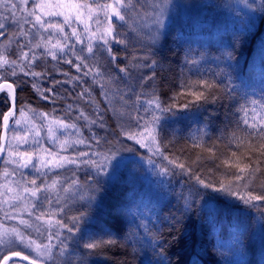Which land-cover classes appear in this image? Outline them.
Returning a JSON list of instances; mask_svg holds the SVG:
<instances>
[{
	"label": "trees",
	"instance_id": "trees-1",
	"mask_svg": "<svg viewBox=\"0 0 264 264\" xmlns=\"http://www.w3.org/2000/svg\"><path fill=\"white\" fill-rule=\"evenodd\" d=\"M145 1L142 0V3L146 12L149 3ZM260 12L259 16H252L233 7L229 23L212 37L211 30L205 26L208 15H200V28L197 25L198 14L185 17L181 9L173 4L168 23L157 43H151L138 25L144 39L129 32L130 45L127 49L113 45L118 52L120 66L129 63L133 55L147 56L148 59L143 61L146 64L156 61L154 68L132 69V79L115 82L127 92L126 99L130 98L126 113L137 115V94L155 92L159 95L165 107L171 106V111L159 112L163 113V117L157 121L154 130L161 150L165 156L178 159L190 167L195 175L214 187H219L221 182L227 184L232 181L235 190L237 168L232 166L236 162L233 152L243 156V163L252 167L259 156L255 152L248 156L246 148L237 149L231 138L233 133L243 135L241 129L244 126L240 124L237 128L243 115L238 111L240 105L264 98V12ZM136 40L139 43L133 42ZM68 58L75 62L70 54ZM58 66V76L50 80L51 84L53 81L68 80L64 72L76 74V69L69 64L60 61ZM153 72L154 79L141 87L138 78L151 76ZM220 72L231 76L235 89L231 98L221 94L222 98L215 103L201 101L192 103L188 108L183 107L195 98L187 94V89L181 87L182 83L212 80ZM116 75L122 74L116 70ZM86 79L88 86L91 85V79ZM129 81L130 89L126 86ZM48 88L45 86L44 89ZM81 90L76 85L71 89L67 83L57 84L55 94L50 95L57 104L54 114L59 115L58 108L65 106L68 97H74ZM92 95L96 96L103 119L110 124L108 130L115 129L112 140L117 139L121 147L127 146L130 142L123 139L126 138L123 132L139 131L141 120L137 124L127 115L118 119L109 110L110 105L105 102L99 86H92ZM145 98L142 95L141 101ZM112 106L121 107L118 98ZM248 106L251 107L250 104ZM143 110L140 107V117L145 115ZM112 135L105 133L107 140ZM195 144L200 146L194 147ZM256 146H259L258 143ZM99 152L109 153V149L100 148ZM229 158L231 163L226 165L224 161ZM260 159L264 169V157ZM88 169L84 171V185L97 199L94 203L88 201L80 212L85 214L78 223L84 239H78L77 246L75 243L77 251L73 250L74 246L71 248L69 264H158L160 253L171 264H264V201L245 204L235 197L228 203L224 198L234 196L213 191L212 188H201L194 177L190 179L179 168L169 173L171 175H168L163 189L156 185L150 188L145 182L144 166L134 157L124 161L108 181ZM260 175L264 176V172ZM260 184L261 180L257 179L249 190L254 195H264ZM192 189L202 195H196ZM186 201L190 202L187 209ZM89 204L95 207L88 209ZM72 210L73 207L65 209L63 215H80ZM70 227H73L76 238L77 226L72 224ZM110 239L116 243L105 245L91 254L83 248L86 242ZM157 244L159 247L153 251Z\"/></svg>",
	"mask_w": 264,
	"mask_h": 264
},
{
	"label": "snow or ice",
	"instance_id": "snow-or-ice-1",
	"mask_svg": "<svg viewBox=\"0 0 264 264\" xmlns=\"http://www.w3.org/2000/svg\"><path fill=\"white\" fill-rule=\"evenodd\" d=\"M30 5V6H29ZM251 9L254 7L252 4H247ZM145 5L142 0H0V20L13 19L17 25V30L7 36V43H0V92H7V97L12 101V107L8 111L3 113V128L5 132L10 128V121H14L15 125H21V119L16 118V91L21 88L22 83L27 81H19L14 79L11 83L8 82L7 77H18L19 73H22L25 77L34 78L32 81V87L38 93L41 94L42 98L47 99L43 96V92L54 93L55 86L60 83H71L76 81L81 84V92L78 94V99L88 98V102L93 103L96 106L97 115L96 119H91L84 111H80L77 119L83 118L89 121L91 124H96L99 127H105L103 123V116L99 112V106L96 103L92 95V86L97 85L101 88V95L104 97L105 102L110 105L109 110L118 118L122 119L127 115L130 120H135L137 124L143 119L139 116L140 107H144L145 113L151 114V119L146 120L143 125H140V131H127L122 132L129 140H135L141 148H148L149 152L154 155L162 156L164 160H167L169 164L175 168H179L181 173L188 175L189 178L195 179V183L201 188L208 189L212 188L216 192H224L228 195L235 196L237 199L243 201L245 204H253V202L264 201V195H254L249 189L255 183L257 179L261 180L260 187L264 188V176L260 174L264 172L261 167V157H264V98L261 100L252 99L246 104L240 105L238 111L243 115L237 125L240 128V124L244 127L241 129L243 135L237 136L233 133L232 140L235 141L237 149L246 148L247 155L251 156V153H258L259 156L256 158L255 166L252 167L247 163H243V156H237L236 152L232 153V156L236 157V162L232 164L233 167L237 168V174L234 176V183L229 181L225 184L220 183L219 187H214L213 184L206 182L201 179L199 175H195L192 169L186 166L184 163L178 161V159H171L165 156L161 150L160 143L158 142L157 136L152 128V124L159 120L156 115L157 112H168L171 111V106L165 107L161 101L159 95L153 92L152 94H137L135 98L136 104V116H132L131 113H126L125 108L129 105L130 98L126 99L127 92H124L116 86L115 82L119 80H130L133 78L132 69H139L143 67L154 68L156 61L153 60L151 64L143 63L147 60V56H136L133 55L129 60V63L120 66L118 63L119 56L118 52L114 50L113 45H120L124 49H127L130 45L128 33H135L140 39H144L143 34L140 32L138 25L144 16L149 13L143 11ZM258 10L264 12V3L257 6ZM159 8L160 11H153L150 15L154 16L153 23L156 25L155 28H150L147 39L151 43H156L159 38L160 28L163 26V5H153V9ZM7 13V15H5ZM24 25H28L25 28ZM70 29L66 32L65 29ZM6 24L0 22V37H4L6 32ZM39 37V39H36ZM26 43L21 42V39ZM55 38V42L54 41ZM74 39V43H69ZM139 43V40L133 41ZM16 44V58L13 59L9 54L8 50L11 45ZM76 45H80L77 49ZM27 48V51L25 49ZM43 48V53L38 54L36 49ZM69 54L73 59L68 58ZM50 56L53 61H62L63 63L69 64L76 69L77 73L82 72L81 76H71L70 79L65 81H53L52 88L41 90L36 78H41L46 75L45 72H36L33 70L36 66V62L42 58ZM231 59V55L228 56ZM124 59H128L125 57ZM118 70L119 75H116ZM63 75L69 77L68 72H64ZM155 72L151 76L139 77L141 87H143L148 81L153 80ZM83 78H90L92 84L88 87H84L87 81ZM225 80L227 83H225ZM181 87L187 89V94L193 96L195 99L192 102L183 105L184 108L190 107L195 102H212L215 103L217 100L222 98V95H226L231 98L232 92L235 89L232 87L231 76L228 73L220 72L216 74L212 80L200 79L197 81H189L188 83H182ZM111 94V96H110ZM222 94V95H221ZM146 96L141 101V96ZM118 98L121 102V107L116 108L113 105V101ZM251 105L249 107L248 105ZM27 108V106H24ZM69 110L72 105L68 106ZM28 112H33L31 108H28ZM19 116L25 119L27 122V113L24 108L19 110ZM40 116L47 119V113H41ZM53 123L57 124L60 129L72 128L76 129L77 135H79V129L75 123L68 124L64 120H55ZM49 133L52 136L56 135V132L52 127H49ZM39 135V133H37ZM96 140L97 144H100V138L95 135L92 137ZM4 138L0 137V141ZM13 141L19 143H27L26 137H21L18 134L13 135L7 140V144L0 142V153L5 152L7 149L9 159L5 163L17 164V167L28 168L29 166L35 167L37 172L42 175H46L42 171L44 168H64L66 165H77L80 164L88 165L96 171L97 175L106 172L109 165L112 167V173L109 175V179H112L115 172L119 169L121 159H116L118 153L109 149V153L100 154L97 152L91 153V156H101V160L93 159H79L82 157H88L90 153L80 152L78 158H68L59 156L57 158L55 153H49L53 159L41 161L37 166L33 161L31 153H21L17 147H14ZM71 143L85 144L87 141L83 138L75 141L64 140L61 143V150L66 151L67 147L71 146ZM258 143V147L256 146ZM200 145L195 144L194 147ZM132 151V149H128ZM209 151H212L209 149ZM11 157H19V160L12 159ZM115 161L114 163H112ZM149 164L154 163L151 159L148 161ZM224 163L230 164L231 159H226ZM170 169L161 168V174L168 175ZM14 174V173H13ZM5 176L9 175L7 169L4 172ZM33 187H24L23 192L28 196L34 197L39 201L41 199L40 193L52 192L57 189L60 184L59 179H53L51 184L45 186H37L36 179L28 181ZM77 179H72L67 187L63 188L65 193H68L72 188L78 185ZM9 192H12V188H8ZM196 195H202L198 190L192 189ZM243 191V194L241 192ZM81 199L86 197L81 195ZM12 199H25L23 196H15ZM43 199L47 200L49 204L52 203L48 196H44ZM7 202V201H5ZM56 203H60L59 195L57 194ZM36 207L35 204L32 205ZM190 207V202L186 201L185 208ZM31 215V213H29ZM81 213L79 216H72L71 222L77 226L79 220L84 216ZM37 220L41 217L37 216ZM21 224L31 227L25 220L20 221ZM55 225L58 229H66L68 233L74 234L73 227L63 223L61 220H55ZM53 223L49 218V243H38L35 239H32L29 235L18 228L6 229L0 226V246L11 247L13 245L22 246L25 251H11L9 255L3 257L0 260V264H7L13 257L19 258L21 261L27 262V264H46V261L56 260L57 257H64L68 253V238H61L62 233L57 230L51 231ZM37 232H40V228L37 227ZM53 236L59 241L58 244L53 245L51 243ZM79 239H84L81 236ZM78 244L79 240L74 241ZM115 240L107 241H93L86 242L83 244V248L88 250L89 254L95 250L103 248L105 245L115 244ZM155 245L153 251H155ZM58 248L59 251L54 253L53 249ZM32 253L35 255L33 256ZM158 264H171L167 261L164 254L160 253V260ZM195 264V262H194Z\"/></svg>",
	"mask_w": 264,
	"mask_h": 264
},
{
	"label": "rangeland",
	"instance_id": "rangeland-1",
	"mask_svg": "<svg viewBox=\"0 0 264 264\" xmlns=\"http://www.w3.org/2000/svg\"><path fill=\"white\" fill-rule=\"evenodd\" d=\"M148 2V6L146 7V12L149 15L144 16V18L140 21V27L143 31L148 35L150 28H155L156 25L153 23L155 17L150 15L153 11L159 12V8L153 9V5H163V15L161 19L163 20V26L160 28L159 38L163 34L165 27L169 20V11L171 5H177L182 14L185 17H192L198 14V22L197 25L200 26L202 20L199 22L200 15H208L205 26L211 30V36L215 37L219 31H222L226 25L230 21V17L232 15L233 7L240 8L245 11L249 15L259 16L261 14L260 10L255 6L262 3V0H201L198 2L197 0H146ZM247 4L254 5L253 8H249ZM211 5V6H210ZM30 6V5H29ZM213 6V7H212ZM208 7H212L208 10ZM260 12V13H259ZM7 15V13L5 14ZM196 18V17H195ZM6 24V35L4 37H0V43H7V36L12 32L17 30V25L13 21V19L8 20H0ZM25 28H28V25H24ZM202 26H200L201 28ZM66 32H69L70 29L66 28ZM158 38V39H159ZM21 42L26 43L23 38H20ZM39 39V37H36ZM55 42V38L54 41ZM69 43H74V39ZM157 43V41H156ZM77 49L80 48V45H76ZM27 51V48L25 49ZM37 53H43V48L36 49ZM8 54L15 59L16 58V44L13 43L8 50ZM60 61H53L50 56L42 58L36 62V66H34L33 70L36 72H45L46 75L41 78H36L38 85L41 90H44L45 86H49L52 88L53 84L50 83V80L55 79L58 76V65ZM76 71V70H75ZM60 73V72H59ZM65 76V75H64ZM71 76H81L82 72L76 74H71L67 79H70ZM8 82H12L14 79H18L19 81H27V83H22L21 88L17 89L16 93V118L21 119V125H15L14 121H10V129L8 132L7 140L10 139L13 135L18 134L21 137H26L27 143H19L17 141H13L14 147L18 148V151L21 153H31L33 156L34 163L39 166L41 161L53 159L49 153H55L57 158L59 156H64L68 158H78V154L80 152H88L90 155L88 157H82L79 159H93V160H101L100 156H91L93 152H99L100 148H108L112 151L124 154H118L116 159H121L119 167L121 164L132 157L136 158L145 169V182L146 184L152 188L156 185L160 188H164L169 176L161 174V168L170 169L169 173H173L176 171V168L168 163L167 160H164L162 156L154 155L152 152H149L148 148H141L139 144L135 142V140H129L127 146L121 147L116 140L114 139V134H116L115 129L112 128L110 131L108 130V126L110 125L103 119L105 127H99L96 124H91L89 121L77 117L80 114V111H84L86 115H88L91 119H96L97 110L96 106L88 102V98L85 97L83 99H78V94H75L74 97H68V102L65 106L58 108L57 112L59 115L54 114V108L57 105L54 100L51 98V94L47 91L43 92V96H46L47 99L42 98L41 94L38 93L32 87V81L34 78L25 77L22 73L18 74V77L14 78L11 76L7 77ZM86 80V78H83ZM2 82V81H0ZM88 81L83 84V86H88ZM71 89L76 86L81 87V84L73 81L71 83H67ZM126 86L131 88V81L126 83ZM119 88V87H118ZM120 89V88H119ZM121 90V89H120ZM129 94L132 95V91L129 90ZM132 97V96H130ZM94 99L96 96L94 95ZM72 105V108L69 110L68 106ZM24 106H27L25 108ZM10 107V99L7 97V92L0 93V132H1V120L3 113L8 111ZM147 107V105H144ZM143 107V109H144ZM24 108L27 113V122H25L24 118L19 116V110ZM28 108H31L33 112H28ZM100 112V109H99ZM145 113V111L143 110ZM41 113H47V119L40 116ZM143 113V114H144ZM156 115L159 117V120L162 119L163 113L157 112ZM151 119L150 113H145L143 119H141V125L144 124L146 120ZM55 120H64L65 123L72 124L75 123L77 129H79V135H77L76 129L67 128L60 129L59 126L53 121ZM132 121V120H131ZM132 123V122H131ZM156 123L152 124V128L155 130ZM49 127H52L56 132L55 136L50 135ZM141 128L139 129V131ZM110 132L112 136L108 137V140L105 136V133ZM155 132V131H154ZM39 133V135H37ZM93 135L97 138H100V144L96 143V140L93 139ZM85 139L87 143L85 144H76L71 143L70 147H67V150H61V143L64 140L75 141L77 139ZM125 141L128 139L123 138ZM132 149V151H128V149ZM100 153V152H99ZM132 153H136L139 156L132 155ZM104 154V153H102ZM12 159L19 160V157H11ZM9 159L7 149L4 152L3 158L0 162V226L6 229L18 228L26 235H29L32 239H35L38 243H49L48 234H49V218H51L53 227L51 228L52 232L59 230L62 233L61 238H68V253L64 257H57L56 260L46 261V264H69L68 263V254L71 252V248L75 249L74 240H78L81 235L79 229L75 233H68L66 229H58V226L55 225V220H61L63 223L72 225L71 216H64L65 209H71L73 207V212L76 214H80L83 208L87 205L88 201L96 202V197L91 195L87 190V187L84 185L85 178L84 171L89 168L91 172L96 174V171L88 165L80 164L79 167L77 165H66L64 168H44L42 171L46 173V175H42L40 172L36 171L35 167L29 166L28 168L17 167V164L5 163L6 160ZM151 159L154 163L149 164L148 161ZM113 161L112 163H114ZM5 169L9 172L8 176L4 175ZM80 170V173H79ZM112 167L109 165L106 172L101 173L99 176L102 180L108 181L109 175L112 173ZM14 173V174H13ZM116 173V172H115ZM82 178H81V176ZM115 175V174H114ZM62 178L64 180H62ZM32 179H36L37 186H45L51 184L53 179H59L60 184H58L57 189L52 192H42L40 193L41 199L37 201L36 198L28 196V194L23 192L24 187L32 188L33 186L28 183ZM72 179L78 180V185L72 188L68 193L63 191L64 187H67ZM12 188L13 191L9 192L8 188ZM160 192H162L160 190ZM57 194L59 195L60 203L57 204ZM215 194V193H214ZM81 195L85 196V199H81ZM206 195V194H205ZM15 196H23L25 199H12ZM44 196H48L51 199L52 203L49 204L47 200L43 199ZM209 197V196H207ZM234 197L230 198L226 196L224 200L230 203V200H233ZM7 201V202H5ZM35 204L36 207L33 208L32 205ZM211 204H213L211 202ZM209 205V204H208ZM95 207L94 205L89 204L88 209H92ZM31 213V215H29ZM40 216L41 219L37 220L36 217ZM78 216V215H76ZM64 219H63V218ZM25 220L31 227H27L24 224H21L20 221ZM37 227L40 228V232H37ZM53 245L59 243V241L53 236L51 241ZM23 250L25 253L28 252L27 249H23L22 246L13 245L11 247L8 246H0V260L3 259L4 256L9 255L11 251H20ZM54 253L59 251L58 248L53 249ZM34 256L35 254L32 253ZM7 264H24L19 261H9Z\"/></svg>",
	"mask_w": 264,
	"mask_h": 264
},
{
	"label": "water",
	"instance_id": "water-1",
	"mask_svg": "<svg viewBox=\"0 0 264 264\" xmlns=\"http://www.w3.org/2000/svg\"><path fill=\"white\" fill-rule=\"evenodd\" d=\"M1 93V92H0ZM13 105H12V101L10 100V107L9 108H11ZM11 127V126H10ZM10 129V128H9ZM9 129H8V131H9ZM8 131L7 132H5V129L3 128V119L1 120V132H0V137H3L4 139L2 140V141H0V142H3V143H7V135H8ZM3 155H4V152L3 153H0V162H1V160H2V158H3ZM12 259H15V260H18V261H20V262H23V263H25V264H27V262H25V261H21V260H19V258H17V257H13Z\"/></svg>",
	"mask_w": 264,
	"mask_h": 264
},
{
	"label": "flooded vegetation",
	"instance_id": "flooded-vegetation-1",
	"mask_svg": "<svg viewBox=\"0 0 264 264\" xmlns=\"http://www.w3.org/2000/svg\"><path fill=\"white\" fill-rule=\"evenodd\" d=\"M12 261V260H11ZM16 261V260H15Z\"/></svg>",
	"mask_w": 264,
	"mask_h": 264
}]
</instances>
